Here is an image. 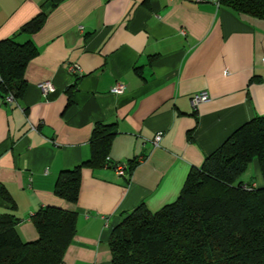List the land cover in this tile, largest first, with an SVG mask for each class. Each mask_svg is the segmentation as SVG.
Masks as SVG:
<instances>
[{
  "label": "crops",
  "instance_id": "crops-1",
  "mask_svg": "<svg viewBox=\"0 0 264 264\" xmlns=\"http://www.w3.org/2000/svg\"><path fill=\"white\" fill-rule=\"evenodd\" d=\"M42 14L38 32H21ZM12 38L38 55L23 95L12 105L0 96V214H14L21 238L34 242L39 210L75 212L63 264H112L110 240L128 214L176 202L194 169L264 116V20L221 0H0V42ZM45 82L55 87L46 96ZM118 83L122 95L112 93ZM202 91L210 101L195 109ZM98 123L114 126L112 164L84 168L70 204L55 194L57 180L90 160ZM134 162L131 176L114 168ZM249 170L245 184L263 188L258 162Z\"/></svg>",
  "mask_w": 264,
  "mask_h": 264
},
{
  "label": "trees",
  "instance_id": "trees-1",
  "mask_svg": "<svg viewBox=\"0 0 264 264\" xmlns=\"http://www.w3.org/2000/svg\"><path fill=\"white\" fill-rule=\"evenodd\" d=\"M236 12L264 20V0H221ZM45 14L22 29L33 35ZM38 55L32 42H0V96L17 101L25 90V71ZM6 104H8L6 102ZM114 126L98 123L91 136V158L63 171L55 194L77 204L84 168L107 165ZM254 161L264 178V116L240 127L219 149L194 169L176 202L158 212L145 205L128 214L114 229L112 264H264V187L241 180ZM137 163L128 168L130 176ZM5 199H11L3 193ZM14 214H0V264H63L76 235L77 214L45 207L33 217L38 239L25 242Z\"/></svg>",
  "mask_w": 264,
  "mask_h": 264
},
{
  "label": "built area",
  "instance_id": "built-area-1",
  "mask_svg": "<svg viewBox=\"0 0 264 264\" xmlns=\"http://www.w3.org/2000/svg\"><path fill=\"white\" fill-rule=\"evenodd\" d=\"M197 1L198 2H204L205 0H197ZM69 70L74 74H80V72H81V68L77 64L70 65ZM0 82H1V77H0ZM39 88L45 96L55 91V87H54L52 82L42 83L39 85ZM125 89H126L125 84L118 83L116 85V87L113 88L112 93L115 95H122L125 92ZM15 101H16L15 97L11 94L9 96H7V98H6V102L10 105L14 104ZM209 101H210V96H209L208 92L202 91V92L196 93L193 96L192 104H193L194 108L197 109L200 105L207 103ZM162 138H163V132H158L156 137H155V140H154V143L156 146L160 145ZM111 164L112 163L110 161V158L108 157L106 167H110ZM114 168L116 169L117 174L119 176H124L126 174V172L128 171L129 167L125 164H122V165L118 164V165H115Z\"/></svg>",
  "mask_w": 264,
  "mask_h": 264
},
{
  "label": "rangeland",
  "instance_id": "rangeland-1",
  "mask_svg": "<svg viewBox=\"0 0 264 264\" xmlns=\"http://www.w3.org/2000/svg\"><path fill=\"white\" fill-rule=\"evenodd\" d=\"M250 175H251V172H250V170H249L248 172H246V173L242 176L241 180L247 182V181L250 180V178H251Z\"/></svg>",
  "mask_w": 264,
  "mask_h": 264
}]
</instances>
